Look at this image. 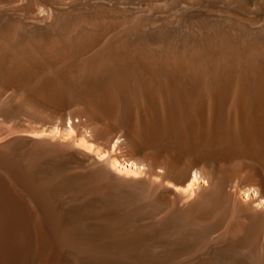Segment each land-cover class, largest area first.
Listing matches in <instances>:
<instances>
[{
	"label": "bare ground",
	"instance_id": "1",
	"mask_svg": "<svg viewBox=\"0 0 264 264\" xmlns=\"http://www.w3.org/2000/svg\"><path fill=\"white\" fill-rule=\"evenodd\" d=\"M6 124L8 264H264V0H0Z\"/></svg>",
	"mask_w": 264,
	"mask_h": 264
},
{
	"label": "rangeland",
	"instance_id": "2",
	"mask_svg": "<svg viewBox=\"0 0 264 264\" xmlns=\"http://www.w3.org/2000/svg\"><path fill=\"white\" fill-rule=\"evenodd\" d=\"M8 124H6L5 126L4 125H2V126H0V143H2V142H5V140L7 141L8 139L10 140H12V138L14 139V138H24L25 136H27L25 133H15V132H13V133H15V134H13L12 133V131L10 132V129L12 128L11 126L12 125H9L8 127ZM7 131V132H6ZM8 133V134H7ZM12 133V134H11ZM8 136H7V135ZM9 134H11V135H9ZM6 135V136H5ZM22 136H24V137H22ZM1 137H3L2 139H1ZM10 137V138H9ZM83 200H85V199H82L81 201L79 200V203H82V201ZM87 201H88V203H87ZM87 201L86 202H84L83 201V203L81 204L82 206H85V207H87L88 205H89V202H92V203H97V205H98V207L99 206H101V205H104L103 203H105L104 202V200L102 199L101 201L100 200H98V199H93V198H90V199H87ZM76 202V201H75ZM75 202H73V204H74V206H75ZM84 204V205H83ZM88 204V205H87ZM100 204V205H99ZM66 207H67V209H70L67 205H66ZM76 207V206H75ZM82 215H83V213H82ZM90 215V214H89ZM62 216H64L63 214H62ZM86 217H89L88 216V214L86 215ZM64 218V217H63ZM127 226H129V227H127ZM126 226V229L124 228V231L122 230H119V231H117V232H115V236H122V235H125V234H132L133 233V229H134V233L133 234H135L136 232H137V228H135V226L134 225H127ZM129 228V229H128ZM132 231V232H131ZM131 232V233H130ZM120 233V234H119ZM103 241V242H102ZM94 242H96L94 245H93V247H96V246H98V247H105L106 246V244L108 245V242L107 241H105V240H96V241H94ZM97 242H98V244H97ZM105 242V243H104ZM107 242V243H106ZM103 244H104V246H103ZM91 245V244H90ZM92 246V245H91ZM158 246V247H157ZM157 246H154L153 245V247H154V249H153V254L152 255H154V256H152L151 255V257L150 256H145L146 254H148L149 253V251H147V248H145V247H142V248H140L139 249V254L140 255H136V256H132L131 255V257H132V259H128V258H131L130 257V254L129 255H125V254H118V252L117 253H110V254H108V253H105V252H102V254H99V257H98V255H96L95 256V254L92 252V251H90L89 250V253H87V249H86V252L85 253H83V254H81L80 253V256L82 257H80V256H78L79 255V253H77V252H71V253H69L68 251H66L65 252V250H63L62 251V253H61V255H60V257H58L57 258V261H56V258L54 257V258H52L51 260H53V261H51V264H53V262L55 261V263L54 264H168V263H165V262H157L158 260L157 259H159L160 260V258L159 257H161V256H163V253H164V251H165V248H164V246L163 245H159V244H157ZM161 248H160V247ZM156 247V248H155ZM161 251L160 252V254H159V251ZM147 252V253H146ZM5 253V254H4ZM64 253L66 254V255H64ZM73 253L74 254H76V256L75 255H73ZM87 253V254H86ZM93 253V254H92ZM104 253V254H103ZM144 253V254H143ZM162 253V254H161ZM70 254V255H69ZM86 254V255H85ZM91 254V255H90ZM112 254V255H111ZM116 254V255H115ZM7 255V256H6ZM63 255H64V259H63ZM88 255V256H87ZM92 255H93V257H92ZM109 255H111V257L109 256ZM123 255V256H122ZM157 255V257H155ZM158 255H160V256H158ZM5 256V257H4ZM90 256H91V258H93V259H91L90 258ZM95 256V257H94ZM114 256V257H113ZM120 256V257H119ZM125 256V257H124ZM90 258V259H88V258ZM113 257V258H112ZM123 257V258H122ZM134 257H136V258H134ZM141 257H143V258H141ZM147 257V258H146ZM60 258V259H59ZM75 258V259H74ZM94 258H95V260H94ZM99 258V259H98ZM141 258V259H140ZM144 258H146V259H144ZM157 258V259H156ZM22 258L20 257V258H18V260H19V262H21V263H23V264H29V257L26 255L25 257H23V259L21 260ZM97 259V260H96ZM149 261H148V260ZM154 259V260H153ZM94 260V261H93ZM152 260V261H151ZM157 260V261H156ZM59 261V262H58ZM63 261V262H62ZM99 261V262H98ZM133 261V262H132ZM18 261H17V263L16 264H18L19 263ZM150 262H152V263H150ZM155 262V263H154ZM8 263H11V259H9L8 258V253H7V250L6 249H2V247L0 246V264H8ZM20 263V264H21ZM171 263V262H170ZM169 263V264H170ZM34 264H37V262H36V260H35V258H34ZM172 264V263H171ZM176 264H179L178 262L176 263Z\"/></svg>",
	"mask_w": 264,
	"mask_h": 264
}]
</instances>
